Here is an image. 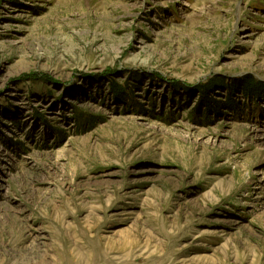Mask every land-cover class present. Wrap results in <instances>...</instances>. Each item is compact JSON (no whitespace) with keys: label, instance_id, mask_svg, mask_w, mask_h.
<instances>
[{"label":"rangeland","instance_id":"374dc122","mask_svg":"<svg viewBox=\"0 0 264 264\" xmlns=\"http://www.w3.org/2000/svg\"><path fill=\"white\" fill-rule=\"evenodd\" d=\"M0 264H264V0H0Z\"/></svg>","mask_w":264,"mask_h":264},{"label":"trees","instance_id":"16d2710c","mask_svg":"<svg viewBox=\"0 0 264 264\" xmlns=\"http://www.w3.org/2000/svg\"><path fill=\"white\" fill-rule=\"evenodd\" d=\"M236 83H238L239 84V82H236ZM221 84H223V82L221 81ZM220 84V85H221ZM238 84H236V85H238ZM111 85V87H112V92L114 93V96H116V97H118V98H120L121 100H123V99H125L127 96H128V94H126L124 91H122V90H120V89H118L114 84H110ZM224 85V84H223ZM240 85V84H239ZM206 87V86H205ZM211 87H213V85L211 86ZM203 89V88H202ZM201 89V90H202ZM203 91V90H202ZM204 93V92H203ZM127 95V96H126Z\"/></svg>","mask_w":264,"mask_h":264}]
</instances>
